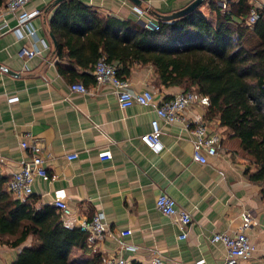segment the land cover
<instances>
[{
    "label": "crops",
    "instance_id": "crops-1",
    "mask_svg": "<svg viewBox=\"0 0 264 264\" xmlns=\"http://www.w3.org/2000/svg\"><path fill=\"white\" fill-rule=\"evenodd\" d=\"M54 1L29 0L26 4L29 10L41 11L33 18L38 41L17 39L11 30L16 24L14 13L0 24V174L9 177L29 158L30 151L20 141L30 133L42 147L49 178L35 177L29 201L40 207L64 200L70 213L60 214V220L69 227H78L97 211L104 213L109 227L105 238L85 249L74 247L69 262L82 264L96 254L104 261L122 254L130 262L153 264V255L159 253L168 264H225L224 246L211 242L210 237L214 232L234 234L242 226V211L248 210L252 216L248 235L257 248L239 264H264V181L251 180L246 173L248 159L239 139L217 118H207V106L195 101L180 120L159 119L163 149L153 152L145 134L157 116L155 106L183 89L155 85L153 67L136 64L127 77L130 89L148 88L155 100L121 108L113 86L96 84L92 68L74 66L78 73L91 76L74 82L66 79L58 70L49 28ZM80 1L100 15L157 24L161 18L156 13L169 14L192 0ZM250 3L264 7V0ZM135 6L146 11L147 17L138 18ZM33 42L41 51L31 58L19 56V49ZM79 82L88 87V93L70 89ZM203 119L210 131L221 136L217 153L207 156L206 163L193 159L190 131ZM73 152L78 156L67 159ZM161 192L191 214L186 238H179L175 221L156 208ZM32 241L33 236H28L16 247L0 244V264H11Z\"/></svg>",
    "mask_w": 264,
    "mask_h": 264
},
{
    "label": "trees",
    "instance_id": "trees-1",
    "mask_svg": "<svg viewBox=\"0 0 264 264\" xmlns=\"http://www.w3.org/2000/svg\"><path fill=\"white\" fill-rule=\"evenodd\" d=\"M253 9L258 17L248 22ZM49 28L58 70L71 82L91 76L74 66L90 70L105 55L122 78L136 64L151 65L155 85L207 95L206 117L217 118L239 139L248 159L246 173L264 181V7L255 8L250 0H226L224 6L221 0H203L183 16L159 19L153 28L100 15L80 0H61ZM8 179L0 174V244L16 247L33 236L11 264H71L72 249H85L87 234L64 225L52 205L36 207L30 196L12 197ZM82 264H103L102 255Z\"/></svg>",
    "mask_w": 264,
    "mask_h": 264
},
{
    "label": "built area",
    "instance_id": "built-area-1",
    "mask_svg": "<svg viewBox=\"0 0 264 264\" xmlns=\"http://www.w3.org/2000/svg\"><path fill=\"white\" fill-rule=\"evenodd\" d=\"M29 0H3L0 5V24L6 23L8 14H16V24L11 28L17 39L30 37L33 40H40L37 36V31L33 23V18L41 11L38 8L27 9L26 4ZM226 0H221L224 6ZM138 18L147 17L146 11L134 7ZM258 15L253 9L248 16V22H254ZM150 21H145V26ZM157 28V24L153 26ZM41 49L33 42L29 46H22L18 54L21 57L31 58L38 54ZM92 75L95 83L108 82L113 86V92L116 95L119 107L126 108L135 103L140 105L152 104L155 100L153 92L146 88L142 91H133L130 89V83L127 78H122L118 75L117 67L107 61L105 55H101L95 61L92 67ZM71 90L88 93L89 89L82 82L73 83L70 85ZM11 100L16 97L10 98ZM195 101L201 105L208 106L210 103L207 95L198 94L192 90L181 91L169 99L155 106L156 118L151 120V129L145 134V140L148 147L155 153H159L163 149L161 140V127L159 119L165 122H174L182 118L183 111ZM193 142V159L200 163L207 162V156L215 155L221 144V136L215 130H209L207 122L203 119L197 122L190 129ZM20 146L23 149L30 151V156L24 159L20 169L13 172L7 181L6 188L15 198L22 199L28 197L33 192V181L36 176L44 179L49 178L45 166V159L42 147L38 144V139L28 133L20 141ZM78 156L76 152L66 155L67 159L72 160ZM54 206L58 209L61 215L69 214L70 208L62 199H56ZM156 208L164 215L171 217L178 225L180 230L179 238L187 237L188 227L192 224L191 214L184 208L176 205L173 197L165 192H161L155 200ZM242 226L234 234L227 232H214L210 240L213 243H220L226 250L225 264H239L240 261L246 260L252 256L256 250V244L250 239L248 229L251 226V213L248 210H243ZM81 231L87 234L86 246H92L95 243L102 241L109 231L108 223L102 211H97L90 218L81 221L78 225ZM132 248V246H126ZM153 264H168L159 253H155L152 258ZM103 264H131L122 254L113 255L103 261Z\"/></svg>",
    "mask_w": 264,
    "mask_h": 264
},
{
    "label": "water",
    "instance_id": "water-1",
    "mask_svg": "<svg viewBox=\"0 0 264 264\" xmlns=\"http://www.w3.org/2000/svg\"><path fill=\"white\" fill-rule=\"evenodd\" d=\"M61 0H55V4L58 3ZM134 3L139 4L140 0H132ZM203 2V0H192L190 3H188L186 6L177 9L169 14H157L158 17H160L162 20H172L175 19L177 17L183 16L185 14H187L188 12L192 11L193 9H195L197 6H199L201 3ZM139 22L143 25H145V21L144 20H139ZM148 25L150 27H153L155 25V23L153 21H150L148 23ZM52 36V35H51ZM53 43L56 47V40L52 37Z\"/></svg>",
    "mask_w": 264,
    "mask_h": 264
}]
</instances>
